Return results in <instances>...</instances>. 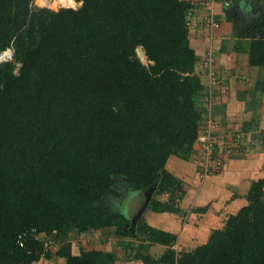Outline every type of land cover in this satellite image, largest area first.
Returning a JSON list of instances; mask_svg holds the SVG:
<instances>
[{"label": "trees", "instance_id": "trees-1", "mask_svg": "<svg viewBox=\"0 0 264 264\" xmlns=\"http://www.w3.org/2000/svg\"><path fill=\"white\" fill-rule=\"evenodd\" d=\"M75 2L51 10L0 0V53L13 48V61L0 62V264L50 258L45 240L63 264H114V253L76 254L69 241L109 228L140 242L132 258L142 264H264V177L251 184L249 204L189 252L177 253L176 235L143 216L132 231L129 219L102 207L121 182L141 193L155 186L147 211L178 213V181L166 163L192 153L203 88L187 2L58 1ZM242 37L249 65L264 72V12ZM155 243L167 246L157 259L147 254Z\"/></svg>", "mask_w": 264, "mask_h": 264}, {"label": "crops", "instance_id": "crops-1", "mask_svg": "<svg viewBox=\"0 0 264 264\" xmlns=\"http://www.w3.org/2000/svg\"><path fill=\"white\" fill-rule=\"evenodd\" d=\"M215 1L213 11L219 27L213 32L200 25L189 30V45L197 57L194 71L203 88L195 97V106L201 115L198 130L212 120L217 125L216 134L225 137V148L232 147L229 133L234 129L241 132V142L238 151L231 149L232 152L226 154L221 171L201 182L195 175L197 167L191 161L177 156L168 158L166 169L177 179L181 195L176 204L178 213L146 211L144 218L149 225L176 235L173 249L177 253L205 244L213 230L223 228L230 215L249 204L247 192L251 184L264 177V72L249 65V39L242 37L264 12V0H235L230 8H224L221 0ZM208 47L213 49L217 59L223 60L215 64L219 82L212 88L208 86L202 64ZM113 187L112 193L104 197L102 207L109 214L130 219L141 205V192L121 189L123 186L117 192ZM114 231V228L94 231L96 237L91 238V231L72 234L75 238L71 242L69 236L72 252H112L114 264H142L125 250L124 244L131 239L116 237ZM166 248V245L151 244L147 254L157 259ZM33 264H63V259L51 255Z\"/></svg>", "mask_w": 264, "mask_h": 264}, {"label": "built area", "instance_id": "built-area-1", "mask_svg": "<svg viewBox=\"0 0 264 264\" xmlns=\"http://www.w3.org/2000/svg\"><path fill=\"white\" fill-rule=\"evenodd\" d=\"M187 2L190 7L186 14V26L188 30L195 29L197 25H200L206 28L209 32H213L219 27L218 22L215 19L213 6L216 4L215 0H184ZM235 0H221L220 4L224 8H230ZM10 52L13 48H6ZM5 51V50H4ZM3 51V52H4ZM2 52V53H3ZM0 54V62L8 61V59H1ZM222 59H217L214 54L212 48L208 47L207 52L205 53V57L203 59V67L206 69V75L208 76V86L213 87L218 82L219 79L217 78L214 70L215 64L222 63ZM216 123L212 120H208L205 127L203 129L198 130L197 138L195 140L196 150H201L203 153L202 159H200L197 163L200 165L198 168V180L202 181L203 178L206 176L207 173H217L221 171L223 166L225 165V156L227 153L236 152L239 149L240 142H241V132L238 130H233L229 133L231 137L232 147L225 148V137H220L216 134ZM232 149V151H231ZM42 237V235H37V238ZM24 237L20 235L18 237V244L20 246L23 245ZM56 248V244L51 240H45L44 242V249L46 252L47 250L53 251ZM41 259H45V256L42 255Z\"/></svg>", "mask_w": 264, "mask_h": 264}, {"label": "rangeland", "instance_id": "rangeland-1", "mask_svg": "<svg viewBox=\"0 0 264 264\" xmlns=\"http://www.w3.org/2000/svg\"><path fill=\"white\" fill-rule=\"evenodd\" d=\"M58 1L59 0H54V2L52 1V2H50V5H49V3L48 2H46L45 0H34V4L36 5V6H38V7H44V6H46V7H44V8H47L48 7V9H51V10H59L61 7H72V8H77L79 5H80V3H76L75 2V5L74 6H64V5H61L60 3H58ZM69 2H70V4H72V0H69ZM58 3V4H57ZM10 52H11V55H13V52H12V50H10ZM136 53H137V56L141 59V61L142 62H144V63H146L145 61V58H144V55H143V52H142V50H141V48H138L137 49V51H136ZM13 56H11V58L8 60V61H4V62H9V61H13V58H12ZM18 64H16V69H15V72H16V70H17V68H18ZM203 152L201 151V150H196V145H195V147H193V150H192V153L190 154V156H189V159H187L188 161H191L193 164H194V166L195 167H197V173H195V175H197V177H198V168L200 167V165L197 163L200 159H202V158H204L203 157V154H202ZM210 174H212V172H209V173H207L206 174V176L203 178V180L207 177V176H209ZM213 174H215V173H213ZM198 179V178H197ZM115 181L118 183V178H115ZM199 181V180H198ZM201 182V181H200ZM120 186H123L121 189H128L129 187H127V186H124L121 182L120 183H118V185H115L114 187H113V189H115L117 192H119V189H120ZM122 192L124 191V190H121ZM179 192V191H178ZM175 194H178V193H175ZM111 198V197H110ZM156 198V200H158V201H160V202H167V200L169 199V196L168 195H160V196H156L155 197ZM106 200V199H105ZM108 200H110V199H108ZM105 202V201H104ZM113 207V206H112ZM148 207V206H147ZM108 209V208H107ZM108 211V210H107ZM110 211V210H109ZM147 211V208L145 209V211H144V213ZM144 213L141 215V217L143 216L144 217ZM96 234L97 233H95L94 231L92 232L91 231V235H89V237L91 238V237H96ZM75 240V238H74V236L72 235V234H70V241L71 242H73ZM129 242H127V243H123L124 245H125V250L128 252L129 251V253H130V256L131 257H133L134 256V254L136 253V250H137V248L139 247V244H140V242H138L137 240H135V239H131V242H130V246L127 248L126 247V245L128 244ZM57 250H58V245H56V248L52 251V254L53 255H55L56 254V252H57ZM64 261V260H63Z\"/></svg>", "mask_w": 264, "mask_h": 264}, {"label": "water", "instance_id": "water-1", "mask_svg": "<svg viewBox=\"0 0 264 264\" xmlns=\"http://www.w3.org/2000/svg\"><path fill=\"white\" fill-rule=\"evenodd\" d=\"M155 186L150 187L146 191L142 192V202L135 214L129 219L130 220V225H131V230L133 231L135 229V225L137 220L141 217V215L144 213L145 209L148 206V203L153 195Z\"/></svg>", "mask_w": 264, "mask_h": 264}, {"label": "bare ground", "instance_id": "bare-ground-1", "mask_svg": "<svg viewBox=\"0 0 264 264\" xmlns=\"http://www.w3.org/2000/svg\"><path fill=\"white\" fill-rule=\"evenodd\" d=\"M43 1V0H42ZM46 2L49 3L50 5V2H54V0H45ZM10 57V52L8 50H5L2 55H1V59H8Z\"/></svg>", "mask_w": 264, "mask_h": 264}, {"label": "clouds", "instance_id": "clouds-1", "mask_svg": "<svg viewBox=\"0 0 264 264\" xmlns=\"http://www.w3.org/2000/svg\"><path fill=\"white\" fill-rule=\"evenodd\" d=\"M1 53H2V52H1ZM1 53H0V54H1Z\"/></svg>", "mask_w": 264, "mask_h": 264}]
</instances>
